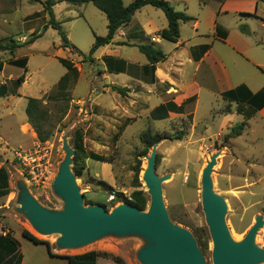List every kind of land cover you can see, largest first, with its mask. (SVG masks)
I'll list each match as a JSON object with an SVG mask.
<instances>
[{
    "label": "crops",
    "instance_id": "0c3cea01",
    "mask_svg": "<svg viewBox=\"0 0 264 264\" xmlns=\"http://www.w3.org/2000/svg\"><path fill=\"white\" fill-rule=\"evenodd\" d=\"M64 1L56 0L52 6L57 20L60 14L65 19L72 18L67 13L69 7ZM133 1L123 0L125 5ZM167 1L177 11L192 17L180 23V37L175 42L161 36V31L168 27L165 13L147 4L135 12L132 20L117 31L110 43L100 46L90 58H72L77 48L72 41L70 46L64 47L68 57L59 58L73 62V69H68L64 76V90L70 85H73V90L80 89L77 96L71 97L66 117L78 110L94 120L119 122L125 133L130 126L143 119L171 121L190 115V132L197 136V141L204 139L198 138L202 135L208 137L211 127L216 129L213 140L209 138L208 143L205 138L207 148L214 146L216 140H224L233 125L245 120L247 113L252 112L249 118L246 117L249 121L257 117L264 125V0ZM40 2L41 9L27 16L32 17L33 23H40L38 28L35 24L28 28L29 33L36 36L33 43L40 37V29L49 27L48 12ZM59 6L60 14L56 10ZM42 21L45 23L41 24ZM107 33L108 28L102 36ZM16 36V40L21 39V36ZM145 44L161 49L166 58L151 64L139 49V45ZM16 52L0 49V191L9 190L8 194L0 195V210L4 209L0 217L3 222L0 224L18 242L17 250L5 256V261L9 262L15 256L20 258L19 264H69L66 256L74 255L70 250L58 249L53 241H49V250L45 244L23 240L7 223L8 220L15 222L21 235L26 229L23 222L9 210L8 202L15 182L10 170L13 151L33 148L39 141L25 112L28 98L32 97L24 91L30 57ZM81 53L84 51L81 50ZM23 59L26 60L24 66L21 64ZM23 74L25 81L17 86L15 80ZM242 85L253 96L261 95L259 107L250 102H232L223 96L225 92ZM113 86L125 87L129 91L122 95ZM75 104H79L77 108ZM241 105L244 108L242 110ZM207 113L209 122H203V114ZM255 131L257 139L264 135V129ZM232 139L228 140L230 148L225 147L237 154ZM235 160L239 161L238 154ZM222 161L224 157L219 159V162ZM263 179L261 175L253 182L245 179L241 182V195L253 192L250 188ZM253 194L258 198L256 204H261L263 190ZM261 212H264V205L255 214ZM124 262L133 264L126 259Z\"/></svg>",
    "mask_w": 264,
    "mask_h": 264
},
{
    "label": "rangeland",
    "instance_id": "374dc122",
    "mask_svg": "<svg viewBox=\"0 0 264 264\" xmlns=\"http://www.w3.org/2000/svg\"><path fill=\"white\" fill-rule=\"evenodd\" d=\"M45 1V0H40ZM38 0H0V39H14L21 36L17 41H26L32 37L28 28L35 24L39 27V22L33 23L31 16L28 15L41 9V2ZM69 8L67 13L72 16L70 19L63 18L60 14V6L56 9L59 15L57 20L60 22L62 30L66 33L70 44L71 41L77 47L73 51L72 58L87 57L84 53L90 52L95 35L102 36L106 32L107 18L93 3L84 5H73L64 1ZM61 5V4H59ZM48 23L51 15L48 13ZM27 17V18H26ZM32 22V23H31ZM37 23V24H36ZM45 23L42 21L41 24ZM41 35L36 43L24 44L18 47L16 54L28 55L30 65L27 71V82L24 85V91L35 98H40L50 110L51 122L53 123V135L48 141L39 142L37 148L39 155L44 157L43 162L47 168L37 179H30L22 163L15 156L10 167L14 177L13 193L9 200V210L13 216L23 222V226L32 234L40 239L55 242L57 234L42 235L32 227L30 222L21 214L16 212L18 205L17 179L22 177L26 180L30 192L45 207L60 210L63 208V200L56 195L52 189L53 180L58 173L60 163L64 160L66 152L64 150V138L67 137L69 145L74 149V133L81 129L84 134V144L87 152H94L103 155L107 162H100L88 158L86 160V170L82 176H78V185L81 192L85 195V203L99 202L107 205L111 210L114 206L121 203V198L113 203H108V193L110 186L118 190H132L135 180V167L140 163L141 172L139 180L142 182V189L146 191L149 201L150 195L146 183L142 180L146 156L143 153L144 145L140 141V134L152 128L154 131H160L166 134H175L178 131H184V137L180 140L162 139L157 146V155L160 156V162L156 167L159 176L170 174L171 177L162 184V192L165 206L173 222L189 229L197 241L203 232L207 233L208 249L203 252L206 261L212 264L213 243L210 237L209 228L206 223L205 213L201 202V175L207 160L218 151V163L215 165L212 174L214 189L222 195L228 205L226 221L232 237L235 240H241L247 230L255 222L257 215H263L264 212L255 214L258 208L264 205V199L261 204H256L258 198L254 192L263 190L264 179L260 183L253 185L250 189L253 192H245L241 195V182L245 179L247 182H253L261 175L264 178V135L256 137L255 130L264 129L262 121L256 118H246L244 131L241 137H233L235 151L239 155V161L235 160L234 151L227 150L228 141L216 140L214 146L207 148L206 139L215 138V128H210L208 137L202 135L203 140L197 141V136L191 134L192 117L188 115L185 119H173L171 121H156L152 119H143L130 126L124 133V128L119 122L109 119H93L73 111L70 116L65 117L58 122L62 115L61 107L65 105L64 98L77 96L80 89L73 90V85L64 90V81L62 78L68 72V68L63 65L59 57L67 58L68 55L62 47V38L58 29L49 25L48 29L42 27ZM15 34V35H14ZM26 37V38H25ZM43 50L40 53L38 51ZM81 50L84 53H81ZM87 60V59H86ZM72 78L70 84H72ZM67 81V80H66ZM60 83V84H59ZM59 87H63L59 89ZM71 101L69 103V108ZM79 104H75L77 108ZM219 105L217 104L216 107ZM26 112V111H25ZM27 115V114H26ZM209 114H203L202 121L209 122ZM49 124L45 129H49ZM230 132V130H229ZM264 134V133H263ZM206 138V139H205ZM221 138V137H220ZM34 148V147H33ZM30 150L32 148H21ZM224 157V161L219 159ZM109 183V184H108ZM149 204V202H148ZM147 204V207H148ZM146 207V209H147ZM3 210H0L2 217ZM8 220V217L6 218ZM3 221L0 219V223ZM7 223L17 232V236L23 240L15 222L8 220ZM10 235V233L8 234ZM256 243L264 247V226L260 229ZM144 244L140 237H109L100 239L84 248L70 250L73 254H82L90 250H100L109 252L112 258L100 257L98 264H117L114 257H120L123 260L131 261L133 264H140L136 259L137 250ZM199 244V241H198ZM201 248V246L199 245ZM264 264V263H261Z\"/></svg>",
    "mask_w": 264,
    "mask_h": 264
},
{
    "label": "water",
    "instance_id": "95a60500",
    "mask_svg": "<svg viewBox=\"0 0 264 264\" xmlns=\"http://www.w3.org/2000/svg\"><path fill=\"white\" fill-rule=\"evenodd\" d=\"M156 142L147 166L142 173L150 201L147 209L121 202L108 210L102 204L85 203V195L78 185L73 170L75 149L64 138V160L60 163L52 189L63 200V208L54 210L42 205L30 192L27 182L18 178L16 212L23 215L39 234H57L55 245L61 250H78L100 239L109 237H140L144 244L137 250L140 264H209L193 233L173 222L165 206L162 184L170 174L156 172ZM220 151L207 160L201 175V202L213 243L212 264H261L264 247L256 237L264 226V216L257 215L255 222L241 240H235L228 228L226 199L214 189L212 174Z\"/></svg>",
    "mask_w": 264,
    "mask_h": 264
},
{
    "label": "trees",
    "instance_id": "16d2710c",
    "mask_svg": "<svg viewBox=\"0 0 264 264\" xmlns=\"http://www.w3.org/2000/svg\"><path fill=\"white\" fill-rule=\"evenodd\" d=\"M40 1V0H38ZM70 4L73 5H82L86 3H93L100 11H102L108 20L107 28L108 33L105 36H95V42L92 45L88 57L90 58L92 54L103 45L110 43L117 31L128 24L133 15L137 10L142 8L147 4H151L157 8H160L166 15L168 19V27L161 31V36L169 41H177L180 37V23L187 22L192 19L191 16L177 11L172 4H170L167 0H134L128 5H125L123 0H66ZM56 3V0H45L43 1L44 10L47 11L51 18L49 20V25L53 26L54 28L58 29L61 38H62V46L68 47L70 46V41L66 35V33L62 30L60 22H58L54 15L52 6ZM244 31V29H243ZM36 36H32L30 39L20 42L11 37L10 39H0V49L2 50H9L10 52H14L18 47L32 43L35 40ZM140 51L147 57L151 64H156L159 61H162L166 58V54L159 48L154 47L150 44L139 45ZM60 61L65 65L68 69H73V62L69 59L59 58ZM26 60L23 59L21 64L24 66ZM2 67V62H0V70ZM25 81V75L19 76L15 80V84L17 86L21 85ZM65 81V77L62 78L60 83ZM59 83V84H60ZM113 89L121 93L122 95L126 94L129 91L128 88L125 87H118L113 86ZM225 98L229 99L230 101H235L237 103L245 104V103H253L255 107L260 106L261 95L253 96L252 93L246 86H240L236 89L231 91L225 92L223 95ZM65 105L61 107L62 115L59 116L58 122L62 120L68 112L69 103L71 101V97L64 98ZM244 109L241 105V110ZM26 114L28 116L29 123L32 125L34 130L37 132V136L40 142L48 141L51 136L53 135L54 126L51 122L50 110L43 103V100L40 98L29 97L28 103L26 106ZM251 113H247L246 117L249 118ZM49 124L50 128L45 129V125ZM244 124L245 122L236 123L230 129V132L225 135L224 140L228 141L230 138L237 137L242 135L244 131ZM184 137V131H178L175 134H166L160 131H154L152 128H148L144 130L140 134V141L144 145L143 153H148L151 147L158 141H161L164 138H168L170 140H180ZM74 146H75V156L73 158V170L77 176H82L87 168L86 160L88 158H92L93 160L100 161V162H107L106 158L103 155H99L94 152H87L84 144V134L81 129H77L74 133ZM160 162V156L157 155V162ZM141 172L140 163L135 167V180L133 183V191H132V200H126L132 205L140 208L141 210H145L147 204L149 202V197L142 189V182L139 180V174ZM110 189L112 187L110 186ZM9 190H1L0 195L8 194ZM123 198V194L118 192L117 194V201L118 199ZM89 203H99V202H89ZM107 207L104 203H99ZM22 235L31 240L36 244H45L49 250H51V244L47 240H43L32 234L29 230L24 229L22 231ZM199 245L203 252L207 251L208 249V237L207 233L203 232L199 237ZM18 248V242L10 235L2 236L0 235V264H11L13 260H15L14 264H19L20 258L19 257H12L9 262L5 261V256L13 254ZM100 257H110L112 258L111 254L106 251L100 250H90L82 254H74L68 255L66 258L69 261V264H97V260ZM114 261L117 264H126L123 259L120 257H114Z\"/></svg>",
    "mask_w": 264,
    "mask_h": 264
},
{
    "label": "built area",
    "instance_id": "2783aa9c",
    "mask_svg": "<svg viewBox=\"0 0 264 264\" xmlns=\"http://www.w3.org/2000/svg\"><path fill=\"white\" fill-rule=\"evenodd\" d=\"M37 146L38 145H35L34 148L30 150L17 149L13 151L15 158L22 163V165L24 166L26 170V173L30 175L28 177L29 179L28 181H30V179H37L38 176L43 174L44 169L47 168L46 164L43 162L44 157H41V155H39L40 151L37 148ZM132 191L133 189L132 190H118L115 187H112V189H110L108 193L107 202L113 203L117 201V194L118 192H120L123 194V198L121 202L129 203L126 200H129V201L132 200ZM0 234L2 235L8 234V230L1 224H0Z\"/></svg>",
    "mask_w": 264,
    "mask_h": 264
},
{
    "label": "bare ground",
    "instance_id": "6f19581e",
    "mask_svg": "<svg viewBox=\"0 0 264 264\" xmlns=\"http://www.w3.org/2000/svg\"><path fill=\"white\" fill-rule=\"evenodd\" d=\"M146 166H147V162L145 163V166H144V168H146Z\"/></svg>",
    "mask_w": 264,
    "mask_h": 264
}]
</instances>
